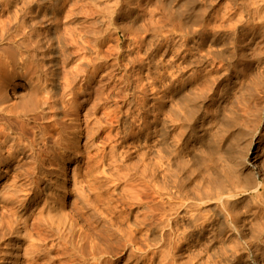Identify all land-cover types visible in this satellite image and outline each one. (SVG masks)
<instances>
[{
  "label": "rangeland",
  "instance_id": "374dc122",
  "mask_svg": "<svg viewBox=\"0 0 264 264\" xmlns=\"http://www.w3.org/2000/svg\"><path fill=\"white\" fill-rule=\"evenodd\" d=\"M14 1L2 0L6 9L1 7L4 10L0 11V21L8 29L5 27L7 35L0 41V48L15 45L12 48L19 47L25 56L31 54L28 57L35 59L36 70L43 74H40L42 78L46 75L51 79L57 72L58 78L60 76L59 103L69 106L76 98L82 103L83 127L89 126L88 130L93 133L97 131L90 137L92 140L87 147L88 136L80 138L83 159L79 162L74 158L65 175V212L76 230L87 231L84 220L73 211L75 202L79 204L84 196L80 189L76 191L78 186H74V179L80 178L86 181L87 187L90 186V193L93 192L89 195L93 200L90 199L91 203L104 215L112 216L117 222L127 218L128 223L140 226L159 221V225L162 223V237L150 234L146 228L142 232L132 228L135 231L133 243L126 242L120 248H98L95 259L89 253L90 248L76 246L79 232L74 240L68 236L70 241H65L59 235H47L36 228L34 237L38 246L24 242L21 248H13L20 251L18 261L14 263L13 260V263L264 264V187L258 192L261 193L259 198L253 188L257 172L260 181L264 182V0H66L62 10L52 14L55 18L47 19L43 17L49 11L43 9L45 6L41 0ZM126 4L130 7L127 8ZM51 32L53 35L49 34ZM7 36L10 37L7 39ZM47 40L53 48L48 47ZM58 40L62 41L59 43ZM27 44L29 47L34 45L33 49L29 50ZM174 72L180 76L176 84L165 79H172ZM48 79L51 88L52 81ZM10 81L6 85L16 86L18 94H26L19 85L25 83L21 77L14 76ZM167 82L171 85L166 93ZM138 112L152 123V131L160 130L152 132L149 137L150 164L157 167L159 160L163 159L164 163L169 162L171 169L180 172L178 184L182 193L178 197L161 187L160 191L165 194L156 198L154 191L159 188H153L151 184L146 205L133 199L143 186L121 164L117 147L124 134L123 119ZM86 115L90 117L87 119ZM165 121L170 126L173 124L172 136L163 135ZM175 122L180 125L176 127ZM201 130L205 134L198 136ZM177 133L178 136L182 133L180 138L176 137ZM177 138L181 142H175ZM151 149H157L159 156L153 155L157 152ZM134 157L136 161L138 156L135 154ZM103 160L109 169L107 173L103 172ZM112 172L115 182L108 179ZM158 180H161L158 181L160 186H165L161 177ZM47 181H39L34 194L31 193L36 200L27 205L30 227L38 223V218L47 215L53 205L46 189ZM117 182L121 191L117 187L115 192L112 186ZM220 189L235 194L223 202L218 196L220 191L217 190ZM99 195L98 200L96 196ZM167 199L171 203L165 202ZM110 203V210L104 208ZM17 211V203H13L12 198L0 202V219L4 227ZM202 219H209L212 224L208 220L203 230L200 226L191 227L195 223L201 224ZM178 228L186 237L177 246L172 242L177 241ZM0 245L2 253L6 246Z\"/></svg>",
  "mask_w": 264,
  "mask_h": 264
},
{
  "label": "bare ground",
  "instance_id": "6f19581e",
  "mask_svg": "<svg viewBox=\"0 0 264 264\" xmlns=\"http://www.w3.org/2000/svg\"><path fill=\"white\" fill-rule=\"evenodd\" d=\"M26 1H28V0H26ZM73 1H75V0H73ZM3 2H5V1H3ZM14 2L16 3V0ZM41 2L45 6V8H43V9H46V10L49 11V12H47V13H49L47 15H45L43 13L45 15L43 18L47 19V18H50L52 16V14H58L62 10V7L65 6L66 0H41ZM75 2H77V1H75ZM89 2H91V0H89ZM86 3H87V1H86ZM6 5H7V3H6ZM1 7H4V6H2V0H0V11L4 10V9H1ZM126 7L128 8L130 6H127V4H126ZM123 9H124V5H123ZM124 12H125V9H124ZM37 14H38V12H37ZM52 17L55 18L54 16H52ZM38 19H39V17H38ZM9 21H11V20H9ZM15 22H16V20H15ZM57 22H58V20H57ZM262 24H263V21H262ZM74 25H76V24H74ZM126 25H128V24H126ZM6 26L7 25L2 24V22L0 21V38H1L0 41L3 40V39H6V35H7L6 29H8ZM5 27H6V29H5ZM53 28H55V27H53ZM143 30H144V28H143ZM8 31H10V30H8ZM23 31H24V29H23ZM48 31L50 32L51 29L49 28ZM100 31H101V29H100ZM52 32H54V31H52ZM52 32L49 33V34H52ZM134 32H136V31H134ZM83 33H84V31H83ZM130 33L133 34V32H130ZM15 35H17V34H15ZM9 37L10 36H7V39ZM17 37H19V36H17ZM51 39H52V37H51ZM63 39L64 38H62V40ZM80 39H82V38L80 37ZM62 40H58L59 43ZM8 42H10V40ZM52 42H53V40H52ZM86 42H88V41H86ZM21 43H23V42H21ZM47 43H48L47 45H49L48 47L53 48L52 47V43H50L49 41ZM15 44L17 45L18 43H15ZM54 44H56V43L54 42ZM18 45H20V44H18ZM10 46L11 47L8 46L6 48H3V47L0 48V50H2L0 52V202H5L8 199L12 198L13 199V203L14 202L17 203L18 211L9 219L7 227H4L2 219H0V244H5V246H6V247H4L3 250H1L2 253H0V254H2V256H0V258L2 259V261L0 262V264H14L15 260L18 261V253L20 251L19 250L16 251L13 248H21V244H24V242H30V245L38 246V245H36L37 244V240L34 237V231H35L36 228H38L39 230L41 229V231H44L47 235L48 234H56V235H59V237L64 238V240L65 239H67V240L70 239L71 240V238H73V240H74V238L77 235V232H79V230L78 231L76 230V226L74 225L73 222H71L68 214L65 212V206H64L65 198H66L65 197L66 196V178H65V175H66V172H67V166L69 165V163L74 158H77L79 162H81L82 159H83L82 153L80 152V149H81L80 148V138L82 136H88L87 137L88 140H87L86 145H85L87 147L89 142L92 140V139L90 140V137H93V135L97 133V131H95L94 133L92 131H89L88 130L89 126H86V128L83 127L84 121L82 120L81 114H80V107H81L82 103H80L76 98L69 104V106L68 105H61L59 103L58 81H59L60 76L58 78V74H56L57 72L55 74H53V76H51V79L48 77L50 79V81H52L51 82V88L48 87V83H47V79L48 78H47V76L45 74L44 75H45L46 78L45 77L42 78V76L40 75L42 73H40V74L38 73V71L36 70V69H38L37 68L38 65H36L37 62L34 61L35 60L34 58H33L34 60L29 58L32 55L28 53L29 55L26 54L27 56H25V54L22 53V51H21V49L19 47H15L17 49L16 50L15 48H12L15 45H13V46L10 45ZM29 46L30 45H28L27 48H29V50H31V49H33L32 47L34 45L31 46V47H29ZM138 46H139V44H138ZM131 47H133V46H131ZM21 48H23V46H21ZM34 51H36V50H34ZM24 52H25V49H24ZM27 52H28V49H27ZM57 52H59V51H57ZM31 53H32V51H31ZM65 54H67V52ZM34 55H33V57H34ZM53 57L54 56H52V59H53ZM55 57H56V54H55ZM134 57H135V55H134ZM137 57H139V56H137ZM56 60H57V58H56ZM137 60H139V59H137ZM53 62H55V58H54ZM181 70H182V67H181ZM43 73H45V72L43 71ZM51 73H52V71H51ZM49 74H50V72H49ZM174 74H175V72H174ZM14 76H19V77H21L24 80L25 83H23V84L20 83L19 85L22 88H24V90H26V94L25 95L24 94L23 95L18 94V92H17L18 89H17L16 86H13L11 84H7L6 85L7 81H10V78H12ZM179 77H180L179 75L175 74L173 77H171L172 79H167V78H165V79L167 81H169V82L172 81L173 84H176L175 82L180 80ZM134 78H136V77H134ZM169 82H167L168 86L166 84L167 87H165L166 93H167V90L170 87L169 84L171 82L170 83ZM261 84H262V82H261ZM178 85H179V82H178ZM177 90H179V89H177ZM143 92H144V90H143ZM146 92H148V91H146ZM72 94L74 95L73 92H72ZM166 100H167V97H166ZM164 102H166V101H164ZM139 108H140V106H139ZM163 110H165V109H163ZM140 111L143 112L141 110V108H140ZM87 116L88 115H86V118H87ZM88 117H90V116H88ZM167 119H168V117H167ZM147 120H146V118L144 119V115H141L139 112L136 115H132V117L123 119L121 124H122V128H123L122 132L124 134H123V137H122V140H121L119 146L117 147V155H118L117 157L119 158V161L129 171H131L130 175L133 177V179L138 180L140 182V184L143 186L142 189L140 188L141 190L139 191V194L136 195L137 197L133 198V199H137L138 201H140V204H142V205H146V203L149 202L148 198H149L150 195H149V190L148 189L152 188V187H150L151 184H152V186H154L153 188H156V189H157V187L159 188V190H157V191L153 190L154 193L156 194V198H158V197L162 198L163 194H165V192L162 193V191H160L161 187H163V189L161 188L163 191H164V189H166L167 191L170 190L171 191L170 194L172 193V195H176L177 197H178V194L180 192L182 193V191H180V187H179V184H178V181L181 180V179L178 180V178H179L178 175L180 174L178 169H177V172H176L175 169H171L169 162L164 163L163 159L159 160V158L164 157L165 154L163 156L157 158L159 160V164L157 163L158 164L157 167L152 166V164H150V162L148 161V156H149V151H150L149 148H151L149 146V137L151 136V133L154 132V130L153 131L151 130L152 129V127H151L152 125H150V124H152V123H150ZM158 120L159 119H157V121ZM189 120L190 119H188V121ZM168 123L169 122L165 121L163 123V125H162V122H161V125L163 126V135H165L166 137L172 136L171 128H172L173 124H172V126H170V124H168ZM175 123H176V125H175L176 127L178 125H180L179 123L177 124V122H175ZM156 127L154 126V128H156ZM95 128H96V126H95ZM172 129H174V128H172ZM156 132H154V133H156ZM199 132L200 133H199L198 136H201V135L205 134L204 130H201ZM87 133H88V135H86ZM160 135H162V134H160ZM176 135H177L176 137L180 138L182 133H181L180 136H178L179 133H177ZM158 137H160V136H157V138ZM173 137L175 139V136H173ZM191 137H192V135H191ZM163 138H165V137L163 136ZM178 138H177V140H175V142L176 141L177 142L180 141ZM220 138H222V136ZM155 140H157V139H155ZM155 140L153 139V141H155ZM160 141H161V139H160ZM185 144H187V143H185ZM171 145H172V143H171ZM154 146L155 145L153 144L152 148H154ZM115 148H116V146H115ZM151 150H153V149H151ZM154 150L156 151L157 149H154ZM154 150H153V152H155ZM236 150L234 152H236ZM156 152L157 153L153 154V155H157L158 151H156ZM135 154H136V156H138V159L136 161L133 160V158H135L134 157ZM161 155H162V153H161ZM157 156H159V154ZM149 157H151V155ZM177 157H178V155H177ZM97 161H99V160H97ZM104 162L105 161L103 160L102 161L103 172L107 173L109 171V169L106 168V164L107 163L105 164ZM241 162H242V160H241ZM235 166H237V165H235ZM217 171H218V169H217ZM219 173H221V172L219 171ZM94 174H96V173H94ZM228 174H230V172ZM49 176H51V179L49 178ZM109 176L110 177L108 179H110V181H113V182L116 181V179H113L114 178L113 172L110 173ZM159 177L162 178V180L164 182L163 184L165 186H160L159 182H161V180L160 181L158 180ZM201 177H203V176H201ZM235 177H237V176H235ZM98 178H100V177H97V180H98ZM224 178H226V177H224ZM42 180H48L47 181V185H46V189L49 191V194L51 195L50 196L51 199H53L52 202H51V204H53V205L51 206V208H50L49 212L47 213V215L38 218V223H34V224H32V227H30L29 226V215L27 214V205L30 202H33L31 200H33V199L36 200V197L35 196L33 197L32 195L34 194L35 185L39 181H42ZM74 180H75L74 186L75 185L78 186V188H76V191L80 189L79 192L80 193L83 192V194L82 193L81 194L84 195V196L82 198V196L80 197V194L78 193L79 197L82 198V200H81L82 202L80 201L79 204L75 202V204L73 205V211L77 214V216H79L82 220H84L85 225L87 227V231L85 233H84V231L83 232L81 231V232L78 233V241L75 244H76V246L78 248H90V252L89 253H92L93 258H95V259L97 258V254H99V253H97L98 248H120V246H125L126 242L128 244L129 243H133L134 242V237H135V236H133V233L135 231H133L134 229L132 230V228H137L136 230L139 231V232H142L143 228H146L149 231L150 234L157 235L158 237H162V232H161V228H162L161 224L162 223L159 225L158 224V223H160L159 221L158 222H155V221L152 222L153 224H151L150 226L148 224H143V226H140V225H137V224L135 225L134 223H128L127 218L126 219L125 218H121V220H119L118 221L119 223H118L117 221H115V219L112 216L104 215V213L97 206H95V205H93L91 203V201H90L91 198H90L89 195L91 193H93V192L91 191V193H90V191L88 189V187H90V186L88 185V187H87V185L85 183L86 181L84 180L85 182H83V179L81 180L80 178H77V179H74ZM95 180H96V178H95ZM99 180H101V178ZM233 180H234V178H233ZM221 181H223V180H221ZM235 181H237V180H235ZM244 181H245V179H244ZM254 181H255V183H254L255 185H254L253 188H255V190L258 193V192H260V189L264 187V184H263L264 182L262 183V181H260V173L257 172L255 174ZM245 183H248V182H245ZM245 183H244V185H245ZM217 184H219V183H217ZM104 186H106V185H104ZM119 186H120V184H119ZM112 187H114L113 191L115 190V192H116L117 187H118V182H117V184L115 183ZM226 188H228V187H226ZM118 189H119V187H118ZM24 190L27 191V193H23ZM107 191L109 192V189H107ZM111 191H112V189H111ZM217 191H220V193L218 195L219 196V200L221 199V201H223V202L227 201L231 196H234V194H235V193L233 194L232 191L231 192H227V190L224 191L222 189L217 190ZM237 191L239 192V190H237ZM31 193H33V194L31 195ZM109 193L111 194V192H109ZM96 194H94V195H96ZM117 194H119V193H117ZM120 195L121 194H119V196ZM122 196L123 195H121V197ZM96 197L98 198V200L100 199L99 198L100 195L96 196ZM256 197L257 198L261 197V193H258ZM172 198H175V197L173 196ZM14 199H16V200H14ZM111 201H113V200L110 199V202ZM260 201H262V200H260ZM165 202L171 203V200L167 199V201L165 200ZM201 203H203V202H201ZM111 207H112L111 203L107 204L106 207L104 206V208H108V210H110ZM91 209L93 210L92 212H91ZM245 214L247 215V213H245ZM182 217L184 218V215H182ZM262 218H264V216ZM262 218H260V219L263 220ZM189 219H191V218H189ZM209 219H207V220H203L202 219L203 221L201 222V224L197 225L195 223L194 225L192 224L191 227L197 228V226H200V229L203 230L205 228L206 222H208ZM187 222H189V221H187ZM154 223H157L158 225L154 224ZM210 224H212L211 221H210ZM189 225H190V222H189ZM189 225H187V227H189ZM224 226H225V224H224ZM255 229H256V227H255ZM184 230H186V228H184ZM190 230H192V229H190ZM177 232H178V233H176L177 241H173V240H171V241H173L172 244L176 243V245L178 246L179 245L178 243H180L182 241V239H184L186 236H185V232L181 231L179 228H178ZM186 234H188V233H186ZM145 235L146 234L144 233L143 236H145ZM68 236H70L69 239L67 238ZM213 236H214V234H213ZM13 260H14V263H13Z\"/></svg>",
  "mask_w": 264,
  "mask_h": 264
}]
</instances>
